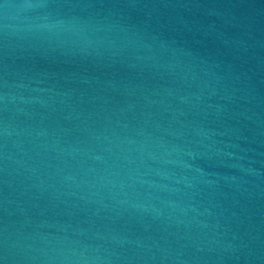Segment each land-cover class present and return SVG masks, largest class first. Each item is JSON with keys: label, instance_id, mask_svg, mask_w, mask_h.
Returning <instances> with one entry per match:
<instances>
[{"label": "water", "instance_id": "1", "mask_svg": "<svg viewBox=\"0 0 264 264\" xmlns=\"http://www.w3.org/2000/svg\"><path fill=\"white\" fill-rule=\"evenodd\" d=\"M0 264H264V0H0Z\"/></svg>", "mask_w": 264, "mask_h": 264}]
</instances>
